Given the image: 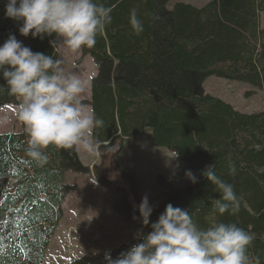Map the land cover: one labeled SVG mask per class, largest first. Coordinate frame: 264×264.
Returning a JSON list of instances; mask_svg holds the SVG:
<instances>
[{"label":"trees","instance_id":"1","mask_svg":"<svg viewBox=\"0 0 264 264\" xmlns=\"http://www.w3.org/2000/svg\"><path fill=\"white\" fill-rule=\"evenodd\" d=\"M170 1L89 0L88 37L75 39L97 66L88 105L101 170L104 153L149 130L197 181L148 213L125 199L131 241L70 264H264V111L204 89L217 77L264 92V0ZM60 33L52 0H0V110L51 92ZM76 147L69 131L0 135V264L44 263L75 189L64 172H90Z\"/></svg>","mask_w":264,"mask_h":264},{"label":"rangeland","instance_id":"2","mask_svg":"<svg viewBox=\"0 0 264 264\" xmlns=\"http://www.w3.org/2000/svg\"><path fill=\"white\" fill-rule=\"evenodd\" d=\"M88 1L52 0L61 28L58 72L49 95L25 99L36 110L28 111L24 122L29 121V125L23 130L37 132L45 128L56 134L75 133L79 160L90 169L88 173L64 172V186L75 189L66 194L62 204L64 216L51 239L44 264H70L91 252L109 255L134 236L132 226L124 221L119 210L125 199L134 208L148 213L175 189L197 181L196 175L179 176L185 170V163L169 149L156 146L149 130L125 140L122 149L116 144L111 152L104 153L105 166L101 170L103 159L92 142V111L88 105L97 66L92 57L83 56L82 45L75 39L88 37ZM210 1L171 0L167 8L171 10L178 3L202 8ZM261 26L264 28V14ZM204 89L246 114L264 111V92L248 84L209 77ZM247 92L252 95L246 97ZM18 114L19 110L13 109L9 127L0 122V135L20 129V125H12ZM4 116L10 119L7 110L0 111V120L6 122ZM156 264L174 263L160 256Z\"/></svg>","mask_w":264,"mask_h":264},{"label":"crops","instance_id":"3","mask_svg":"<svg viewBox=\"0 0 264 264\" xmlns=\"http://www.w3.org/2000/svg\"><path fill=\"white\" fill-rule=\"evenodd\" d=\"M51 88H52V85H51ZM25 99H23L22 100V103L23 104H25V105H28V104H26L25 103V101H24ZM10 109H12V108H5V109H3V110H7L8 111V113H9V120L7 119V118H5V116H4V120L6 121V122H4L3 120H0V122L1 123H5L6 124V126L7 127H9L10 126V120H11V113H13V111L12 110H10ZM33 110H35L33 107H30L29 109H28V111H33ZM28 111H27V117L26 118H28ZM25 121H26V119H25ZM13 124V126H14V123H15V119L13 120V122H12ZM17 125H20L21 127H20V129H16V128H14V129H11V132H23V131H21L24 127H28V125H29V121L26 123V122H24V119L23 118H18L17 119V122H16V126ZM27 130V129H26ZM25 132H31V131H25ZM158 259V258H157ZM157 263V260H156V262H155V264Z\"/></svg>","mask_w":264,"mask_h":264}]
</instances>
